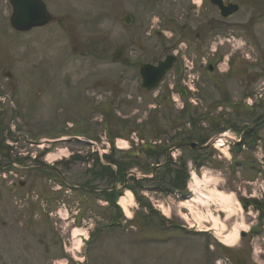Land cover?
I'll return each instance as SVG.
<instances>
[{
	"label": "rangeland",
	"instance_id": "rangeland-1",
	"mask_svg": "<svg viewBox=\"0 0 264 264\" xmlns=\"http://www.w3.org/2000/svg\"><path fill=\"white\" fill-rule=\"evenodd\" d=\"M231 1L240 9L226 20L204 0H45L60 20L25 33L0 22V92L6 98L0 101V264L65 260L75 264L67 250L75 244L73 235L87 230L90 243L82 245L79 253L85 264L91 249L96 254L94 264H175L189 261L190 254L197 258L191 251L200 248L203 236L164 228L167 217L168 225L189 223L198 229L218 225L222 239L231 235L230 245L239 242V248H247L246 256L264 260V221L259 233H254L257 212L248 215L234 199L254 192L248 179H258L264 186L260 138L254 137V144L245 148L227 142L224 148L229 155L210 147L199 151L198 157L190 148L174 149L177 163L173 164L184 159L185 170L189 166L196 170L204 181L197 188L205 197H197L186 185L172 193L160 192L153 188L159 179L147 182L144 190L129 181L137 194L129 202L133 218L120 216L118 228L111 226L118 211L97 193L108 184L100 172L106 159L99 152L107 148L110 135L131 139L142 133L143 138L162 145L191 133L211 138L220 133L212 122L221 118L224 125L235 119L239 124L248 117L237 116L222 100L243 103L247 94L264 96V0ZM127 12L136 16L131 27L122 24ZM10 14L11 8L0 0V20L7 22ZM120 46L125 47L126 58L113 61L112 54ZM175 52L181 63L157 90L143 91L140 66ZM184 59L194 65L190 76L184 71ZM209 61L215 62L212 71L201 65ZM8 71L11 78L4 75ZM188 78L195 80L189 96L196 102L190 103L189 112L196 120L190 128L189 117L182 114L185 99L172 93L174 100L170 89ZM256 110L263 111L264 105ZM149 123L153 129L147 133L143 128ZM224 129L231 136L241 134L228 126ZM258 133H264V126ZM43 138L57 141L51 144ZM123 152L115 147L114 159L123 163ZM250 160L260 168L248 165ZM149 162L144 157L132 170L138 176L149 174ZM92 168L101 174H92ZM59 175L77 187L67 189L51 179ZM229 178L235 179L231 191L225 183ZM117 181L122 196L127 191L123 177ZM93 187L99 191L93 192ZM181 194L190 198H179ZM62 204L67 213L60 209ZM235 229L240 231L236 235ZM243 230L251 232L241 238ZM168 236V244L147 243L138 248L130 244L150 238L166 241ZM119 241L123 248H113Z\"/></svg>",
	"mask_w": 264,
	"mask_h": 264
},
{
	"label": "flooded vegetation",
	"instance_id": "flooded-vegetation-1",
	"mask_svg": "<svg viewBox=\"0 0 264 264\" xmlns=\"http://www.w3.org/2000/svg\"><path fill=\"white\" fill-rule=\"evenodd\" d=\"M254 131H251L247 135V139L242 138V141H247V144H254ZM235 182V179L229 178L225 180V183L228 185L227 190L231 191L234 187L232 183ZM248 184H252L254 192L252 193H243L241 195H235L236 198L242 200V205L244 210L248 215H252V209H261L262 210V220H264V186L259 183L258 179L251 178L246 181ZM264 183V182H263ZM259 186V188H258ZM258 188V189H257ZM263 191V192H262ZM223 213V211H221ZM264 227V225H263ZM205 231H209V234H215L216 231L213 230V227L210 226ZM207 236V234H205ZM208 237H211L208 235ZM206 242V247L204 243ZM239 243V242H238ZM246 247L239 248L236 244L230 245L226 244L223 240H202L200 248L191 251L194 255H198L197 258H190L189 261L181 263L177 262L175 264H255L261 260V258L255 259L253 256L248 255V250ZM199 250V251H196ZM95 255L92 254L90 259L92 264H94Z\"/></svg>",
	"mask_w": 264,
	"mask_h": 264
},
{
	"label": "water",
	"instance_id": "water-1",
	"mask_svg": "<svg viewBox=\"0 0 264 264\" xmlns=\"http://www.w3.org/2000/svg\"><path fill=\"white\" fill-rule=\"evenodd\" d=\"M217 3L224 13V16H229L234 13L238 6L228 4L225 5L219 0H213ZM15 13L12 19V24L17 30L25 31L32 27L43 26L52 18L48 13L46 6L40 0H14ZM123 22L125 25H131L134 22V16L125 15ZM122 50L118 52L114 57L119 58ZM173 65V59L168 58L165 62L159 64V66L145 65L141 69L143 77V87L147 90L154 89L158 86L160 80L164 76L167 70ZM193 148H200L198 144L188 143Z\"/></svg>",
	"mask_w": 264,
	"mask_h": 264
},
{
	"label": "trees",
	"instance_id": "trees-1",
	"mask_svg": "<svg viewBox=\"0 0 264 264\" xmlns=\"http://www.w3.org/2000/svg\"><path fill=\"white\" fill-rule=\"evenodd\" d=\"M141 153H144L148 159L149 158L158 159L162 152H158L157 150H154L153 148L143 149L142 151H137L136 154L133 155V159H130L129 161L127 160V162H125L123 164L116 161L112 157H106L107 160H109L110 164L114 163L117 165V174L113 173V171L109 165L108 166H101L100 172H103L104 174L108 173L112 177V180L114 182H115V180H117L121 177H123V180H124L127 171H129L135 165H139L140 159L143 158ZM131 156L132 155L128 154V157H131ZM98 163H99V161H98ZM182 164L185 167L184 161L182 162ZM146 166H150V164H147ZM161 171H162L161 173H156V175L153 177L154 180L159 179V181H157L158 184H157L156 189H159V191H162V192H169L171 190L184 187L185 180H186V173H185L183 167L176 170L175 174H172V169H170L169 166L165 167ZM90 172H92V174H94L96 176L98 174H101L100 172L96 171L94 168H92L90 170ZM129 180L131 182L135 183L139 189L143 188L145 183L150 182V179L144 178L141 180H137L133 176H130ZM132 185L128 184L127 187L132 189L133 192L136 194V186H134V185L132 186Z\"/></svg>",
	"mask_w": 264,
	"mask_h": 264
},
{
	"label": "bare ground",
	"instance_id": "bare-ground-1",
	"mask_svg": "<svg viewBox=\"0 0 264 264\" xmlns=\"http://www.w3.org/2000/svg\"><path fill=\"white\" fill-rule=\"evenodd\" d=\"M223 137H224V135L221 136V137H219V140L216 141L215 144H216V148L221 149L224 152L225 151V148L224 147L226 145V141L223 139ZM63 151L64 150H62L61 152H63ZM225 152H226L227 155H229V152L228 151H225ZM49 157L52 158V159H54V158L59 157V155H50ZM194 182H195V184L192 186L193 187L192 189L194 190L195 195H197V197H199V198L205 197L206 194L203 193V192H200V190H198V188H197L198 185L201 184L204 181H202V179L196 174V175H194ZM133 197H134L133 193L131 191H128L127 190L125 192V194L122 197H120V199H119V204L122 206L124 212L126 213V215L128 217H131L132 216V212H131L130 207H129L130 206L129 205V202L132 201ZM234 199H236V197H234ZM221 200L223 201V200H226V199H225V197L222 196L221 197ZM189 202L190 201L188 200L187 203H186V205L183 204L184 207H186L187 205H189L188 204ZM221 210H223V209H221ZM218 218H219V216H218ZM213 222L215 223L216 220L213 221ZM217 222H219V224H220V221L217 220ZM220 225H221L222 228H225V225L223 223L220 224ZM216 228L218 229V225L217 226L216 225L214 226V224H213V229L216 230ZM76 232H78V230ZM239 232L240 231L238 229H235L233 234L236 235ZM232 238H233V236H231V235H225V237H224L225 243L226 244H229L230 242H232ZM235 244H237V243H233L232 245H235Z\"/></svg>",
	"mask_w": 264,
	"mask_h": 264
}]
</instances>
